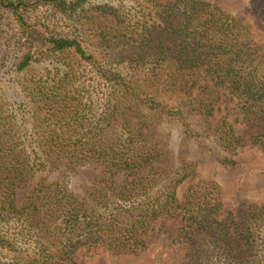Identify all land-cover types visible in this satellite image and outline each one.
Returning a JSON list of instances; mask_svg holds the SVG:
<instances>
[{
    "label": "trees",
    "instance_id": "16d2710c",
    "mask_svg": "<svg viewBox=\"0 0 264 264\" xmlns=\"http://www.w3.org/2000/svg\"><path fill=\"white\" fill-rule=\"evenodd\" d=\"M169 127L226 167L264 155V42L244 20L204 0H0V264L140 254L167 222L177 264H264V202L225 205ZM86 168L83 195L55 179Z\"/></svg>",
    "mask_w": 264,
    "mask_h": 264
},
{
    "label": "rangeland",
    "instance_id": "374dc122",
    "mask_svg": "<svg viewBox=\"0 0 264 264\" xmlns=\"http://www.w3.org/2000/svg\"><path fill=\"white\" fill-rule=\"evenodd\" d=\"M204 1L216 3L237 18L244 20L256 33L257 38L264 42V29L260 26L259 16L251 9L249 0ZM33 31L32 38L38 48L48 45L46 35L41 28H36ZM162 129L171 133V144L178 155L197 163L198 177L215 180L221 185L225 205L236 208L244 199L264 202V155L259 149L252 148L240 151L235 156L238 164L226 167L219 163L211 152L194 146V143L186 139L177 128ZM97 175V169L86 168L80 169L78 172H60L55 179L65 180L71 190L78 195H83L85 189L93 183ZM189 184L186 182L180 187V194L186 192ZM160 225V223L157 224L151 232L147 239L148 248L143 253H95L81 249L77 254V261L87 264H177V257L170 239L177 223L171 227V224L167 222L162 230H160Z\"/></svg>",
    "mask_w": 264,
    "mask_h": 264
}]
</instances>
